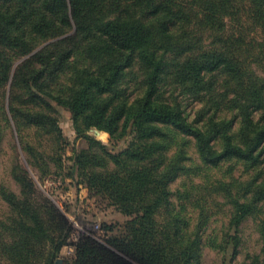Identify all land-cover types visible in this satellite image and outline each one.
Masks as SVG:
<instances>
[{
  "label": "trees",
  "instance_id": "1",
  "mask_svg": "<svg viewBox=\"0 0 264 264\" xmlns=\"http://www.w3.org/2000/svg\"><path fill=\"white\" fill-rule=\"evenodd\" d=\"M59 107L87 142L69 164ZM7 133L0 264H204L206 246L234 264L246 223L241 264H264V0H0V152ZM19 149L125 215L120 232L60 261L70 221Z\"/></svg>",
  "mask_w": 264,
  "mask_h": 264
},
{
  "label": "rangeland",
  "instance_id": "2",
  "mask_svg": "<svg viewBox=\"0 0 264 264\" xmlns=\"http://www.w3.org/2000/svg\"><path fill=\"white\" fill-rule=\"evenodd\" d=\"M58 116L62 131L69 140L68 143L63 144L64 148L61 150L65 163L69 164L70 161L65 157L71 154L73 145L76 148L86 147L87 142L82 138L75 139L76 133L72 128L70 113L66 109L59 107ZM90 132L105 142L109 140V134L105 131L93 128ZM10 141H12V137L10 138V135L7 133L4 147L0 152V177L4 178L8 185L17 191L18 185L8 176L7 171L14 154L12 147L9 145ZM17 155L34 180L36 187L51 198L70 221L71 232L69 240L71 243L61 248L60 261H62V258L69 259L73 256V244L81 235H90L100 242H103L107 234L120 232L127 217L115 207L109 205L100 195L90 194L87 187L83 184H75L72 178L65 175L66 169L63 168L59 170L60 172L57 171V173L47 174L43 178H38L36 170L27 163L23 151L19 149ZM103 222L114 225L112 232L102 228ZM257 249V234L251 223H246L242 230V248L233 260L234 264H241L245 252H253ZM203 261L204 264H221V256L217 251L206 246L204 248Z\"/></svg>",
  "mask_w": 264,
  "mask_h": 264
},
{
  "label": "crops",
  "instance_id": "3",
  "mask_svg": "<svg viewBox=\"0 0 264 264\" xmlns=\"http://www.w3.org/2000/svg\"><path fill=\"white\" fill-rule=\"evenodd\" d=\"M63 248V247H62ZM62 251V250H61Z\"/></svg>",
  "mask_w": 264,
  "mask_h": 264
}]
</instances>
